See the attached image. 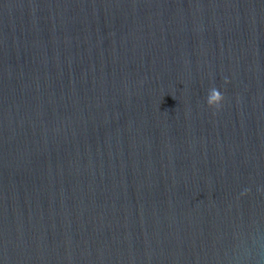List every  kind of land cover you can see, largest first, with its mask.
<instances>
[{"label":"water","instance_id":"1","mask_svg":"<svg viewBox=\"0 0 264 264\" xmlns=\"http://www.w3.org/2000/svg\"><path fill=\"white\" fill-rule=\"evenodd\" d=\"M0 264H264V0H0Z\"/></svg>","mask_w":264,"mask_h":264},{"label":"clouds","instance_id":"2","mask_svg":"<svg viewBox=\"0 0 264 264\" xmlns=\"http://www.w3.org/2000/svg\"><path fill=\"white\" fill-rule=\"evenodd\" d=\"M210 99L213 106H219L220 103L223 101V94L218 89L214 88L211 90Z\"/></svg>","mask_w":264,"mask_h":264}]
</instances>
